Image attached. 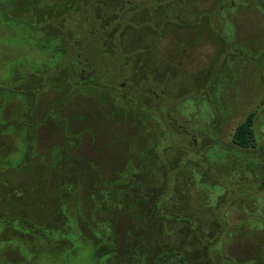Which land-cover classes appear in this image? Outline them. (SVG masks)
<instances>
[{
  "label": "rangeland",
  "instance_id": "374dc122",
  "mask_svg": "<svg viewBox=\"0 0 264 264\" xmlns=\"http://www.w3.org/2000/svg\"><path fill=\"white\" fill-rule=\"evenodd\" d=\"M25 2L0 0L4 264H151L155 247L176 239V234L158 233L162 226L153 212L159 199L161 209L192 218L206 236L217 222L212 212L225 188L207 177L205 168L234 184L225 203L239 198V189L248 191L224 211L222 252L234 263L264 264V0H192L188 6L168 5L157 14L140 12L134 23L160 36L124 32V45L130 44L132 55L126 80L120 76L122 56L98 52V46L92 60L102 76L79 64L75 79L56 75L42 88L43 75L60 61V54L43 49L39 33L15 24L11 16ZM165 15L186 26L177 31L178 37L174 24L161 22ZM177 40L185 43L179 47ZM158 73L164 77L159 76V88L167 101L161 110L151 103L153 117L137 125L135 112L124 110L127 104L118 85L125 89L130 75L139 74L156 85L151 78ZM108 78L109 91L117 97L104 88ZM32 90L28 109L25 92ZM252 111L262 152L257 146L238 150L231 142L236 125ZM164 114L180 127L175 133L169 124L157 122ZM27 118L34 126L25 132ZM213 123L214 129H208ZM153 141L157 157L148 164L142 157ZM222 152L237 156V165L235 158L229 162L215 157ZM248 163L258 167L253 180ZM22 164L26 166L13 169ZM257 196L263 205L249 209ZM148 234L158 237L151 240ZM139 239L148 241L151 250L142 252Z\"/></svg>",
  "mask_w": 264,
  "mask_h": 264
},
{
  "label": "trees",
  "instance_id": "16d2710c",
  "mask_svg": "<svg viewBox=\"0 0 264 264\" xmlns=\"http://www.w3.org/2000/svg\"><path fill=\"white\" fill-rule=\"evenodd\" d=\"M191 1L192 0H26L24 6L20 9V13L11 16V18L14 19L15 24H25L27 29H29L31 32L39 33V45L43 49L47 51L53 49L55 52L60 54V61L58 60L56 65L52 66L46 71L47 75H43V81H41L40 84V87L42 88L46 86V83L51 77L56 75L67 74L66 80H68V76H72L75 79V67L79 64H81V66H88L90 69L102 76L100 72L101 70L96 67L94 61L92 60L93 56L97 52L98 46L101 47L100 51L98 52H104L114 58H117L119 55L122 56L123 59L119 61L120 68H118L122 70L120 76L124 77L126 80L128 78L127 70L128 72L131 70L130 62H132V55L129 51L130 44L127 46L124 45V32L127 30H139L140 34L144 33L147 37L151 36L152 39L154 37V39H157V37L160 35L156 36L157 34H152L144 30L142 25H137L134 23L136 18L142 12H146L148 14L154 12L157 14L159 11L166 9L168 5L175 6L179 4V6H188L191 4ZM0 8L3 9L2 3H0ZM172 20L176 21L177 19H170L165 15L161 22L163 21V23L165 22L170 25L174 24L173 35L178 37V35H176L177 31L182 28L185 29L186 26L183 23H181V25L177 23V25L176 22ZM85 24L87 25L86 27L84 26ZM177 42L179 47L185 43L181 40H177ZM45 50L44 52H46ZM89 50L95 51H91V57L87 54ZM87 56H89V59H87ZM145 63L147 64V62ZM38 75L36 77L29 75V79L35 81L38 79ZM156 75L158 76L157 78H151L157 81V83H155L156 85L149 84L152 82L149 80L150 77H146L143 74H139L138 76L130 75L129 81L126 82L127 87L125 89L122 88L121 84L118 85L117 89L122 91V94L119 95L125 100L124 102L127 104V108L124 110L135 112L137 117L134 118V120L137 125L140 123L144 124L149 120V118L153 117L152 113L155 111H152L153 106H150L151 103H154L156 108L160 109L162 103H166L167 101L164 92H162L159 88H163V84L159 81L163 74L161 75V73H158ZM108 81L109 82L104 88L107 91V94L111 95L114 94L109 91L110 87L112 86V81H110L109 78ZM17 87L18 85L12 88L10 87V90L13 88L16 89ZM40 87L38 86L37 91ZM34 93L35 91L33 90L25 92V95L27 96L28 109H31L33 105L32 96ZM115 96L116 95L114 94V97ZM261 103L264 104V95ZM254 119L255 112L252 111L248 113L245 118L234 128L231 135V142L238 150L249 147L253 148L258 145V138L253 128ZM157 122L160 125H162V123L169 124V131H172L173 133H175L176 128H180L174 124L175 120L171 117H167L166 114H164L162 118H157ZM9 123H11V121ZM5 124L8 125V122L3 123V125ZM25 125V132L28 129L32 130L34 126L32 120L29 119L26 120ZM214 126L215 124L213 123L208 127V129L211 130L212 128L213 130ZM209 136L211 137V135ZM31 137L32 135L29 134L28 146L32 144ZM214 142L218 143L216 140ZM72 144L73 143L67 144L64 147L65 151H68ZM154 145L155 141L152 142V147L149 150V154L142 157L143 160L145 158L148 159V164H153V162L155 163L153 160H156L157 157V149L154 147ZM258 149L260 150L261 148L258 147ZM210 150H212V148H210ZM65 155H67V153H65ZM212 155L213 154L210 156ZM215 157L221 159L222 161L226 160L229 162L235 158L236 160H233L235 161L234 164H236L238 161L236 158L237 156L232 157V154L228 152H222L219 153V155L216 154ZM262 157L264 158V156ZM25 162H27V159ZM24 165L26 166V164H22L15 166L13 169L17 170L20 166ZM236 165H234V167H236ZM246 168L249 169V172L251 173V179L253 180L257 175V165L253 166V163H248ZM204 173L213 182L223 185L225 188V193L220 197L217 207H215L212 212L215 221L219 223L215 222L210 234L206 236L199 230L197 224H195L192 218L181 212L170 209H161L158 203L162 200L159 199L155 203V211L153 212L154 218L156 221L160 222L162 226V230H160L158 233L163 232L167 236L176 234V239L174 243H171L170 245H166V243L157 245L155 247V257L151 258L153 259L151 264H167L172 263L173 261H177L179 264L236 263H234L233 259L229 258L222 252V236L225 230V228H223V224H225V218L223 214L227 207L236 202L235 200L238 201L245 199L247 197L248 191L239 189V198L235 197L233 200H230L229 203H225L227 191H229L228 189H231L232 193L234 184L231 181L225 180L222 176L213 174L208 168H205ZM215 176L223 179L217 180L218 177ZM260 185L262 187L264 185V181L260 183ZM65 186L73 187L72 183H68ZM243 192H245V194H243ZM262 197H264V194ZM257 198H259V200L255 203V205H252L254 207H250L249 209L255 210L258 206L263 205L261 204V197L257 196ZM223 204L226 205L220 209L219 207ZM178 225H181V227L177 228ZM51 228L52 227H50V229ZM50 229H48L50 232L57 231L55 228L52 230ZM146 236L150 237L152 240L155 236L158 237V234H148ZM143 239H139L140 246L143 250L142 252L145 250L150 251V244L148 241ZM190 249H194V251L191 252ZM198 258H202V260L198 261Z\"/></svg>",
  "mask_w": 264,
  "mask_h": 264
},
{
  "label": "flooded vegetation",
  "instance_id": "af4514ba",
  "mask_svg": "<svg viewBox=\"0 0 264 264\" xmlns=\"http://www.w3.org/2000/svg\"><path fill=\"white\" fill-rule=\"evenodd\" d=\"M154 206H155V204H154ZM211 240H213V239H211ZM0 264H4V259H3V256L1 253H0Z\"/></svg>",
  "mask_w": 264,
  "mask_h": 264
}]
</instances>
